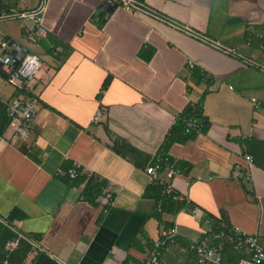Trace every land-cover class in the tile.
Listing matches in <instances>:
<instances>
[{
  "label": "crops",
  "instance_id": "1",
  "mask_svg": "<svg viewBox=\"0 0 264 264\" xmlns=\"http://www.w3.org/2000/svg\"><path fill=\"white\" fill-rule=\"evenodd\" d=\"M41 1L0 0V10ZM45 1L46 35L29 19L0 20V44L42 61L28 84L39 98L33 128L20 137L10 122L0 133V221L32 242L24 264L142 263L170 226L178 238L162 264H196L188 245L209 226L194 206L264 244V0H141L149 12L119 0ZM16 96L0 69V112ZM182 114L202 128L172 136ZM156 152L180 169L164 178L186 207L162 221L148 194ZM75 159L79 179L57 173ZM90 178L102 184L93 198Z\"/></svg>",
  "mask_w": 264,
  "mask_h": 264
},
{
  "label": "built area",
  "instance_id": "2",
  "mask_svg": "<svg viewBox=\"0 0 264 264\" xmlns=\"http://www.w3.org/2000/svg\"><path fill=\"white\" fill-rule=\"evenodd\" d=\"M109 3L113 0H107ZM121 5L127 9L147 11V6L141 0H119ZM46 7V1L27 11H18L13 8H2L0 10V20L12 18H25L33 21L37 25L39 35H46V29L42 25V14ZM151 12V11H150ZM264 38V33L261 34ZM60 49H58L59 51ZM57 53V52H56ZM190 66L194 67L193 62ZM0 69L7 75V80L17 90L28 87L30 81L34 80L42 69L40 57L33 52H29L25 47L9 40H3L0 44ZM39 98L37 96H27L20 93L9 102V115L15 132L20 137H26L33 128L38 112ZM105 117V110L99 106L96 108L92 122L101 123ZM176 123V121H175ZM185 132L193 130L199 131L202 128L201 122L197 118H184ZM247 159L252 161V157L247 155ZM83 164L79 160H73L65 169L58 168L57 173L64 172L70 180H75L83 172ZM147 173L150 176L151 184L161 186V197L157 207L162 208L164 197L172 195L174 199L184 200V196L177 193L173 185L164 178L166 174L172 177L180 172L168 157L161 152L154 154V160L147 166ZM235 170V174H238ZM201 178V177H199ZM192 213L209 226L200 237L194 238L189 243V249L196 256V264H264V244L256 234L249 233L238 226L227 223L223 218L213 222V219L204 216L203 210L198 206L191 209ZM215 223V225H214ZM22 235V234H21ZM178 238L176 226L166 227L161 231V236L147 244L145 250L147 256L144 262L138 263L133 259L130 264H162L161 255L163 249ZM226 244L239 255L238 259H226ZM19 245V238L9 240L7 247L13 250Z\"/></svg>",
  "mask_w": 264,
  "mask_h": 264
},
{
  "label": "trees",
  "instance_id": "3",
  "mask_svg": "<svg viewBox=\"0 0 264 264\" xmlns=\"http://www.w3.org/2000/svg\"><path fill=\"white\" fill-rule=\"evenodd\" d=\"M193 71H194V75H198V76L201 75V71L197 67H195L193 69ZM6 78H7V75H6ZM108 83H109V78L107 77V79L104 82V87H106L108 85ZM103 89H105V88H103ZM19 93H24L27 96H37L28 87L24 88L23 90H17V95H19ZM5 108L6 107L3 105L4 110L2 109V111L0 112V133L1 134L4 133L6 127L11 122V117L9 115V112H7V110H5ZM184 118H187V116L182 114V116L179 115V118L176 119V123H174V125L171 128L172 136L179 129L185 131ZM66 176L68 177L67 174H66ZM79 178H77V179H79ZM77 179H75V180H77ZM101 186H102L101 183L94 182L90 178L88 180V183L86 184L84 192L86 193V195L88 197L93 198L92 195L97 194L100 191ZM148 194L153 195L157 198V205H158L159 199L161 197V186H159L158 184H151V186L148 189ZM184 208H186L185 207V201H180L177 199L174 200V197L172 195H170L164 199V202L162 204L161 209H159L158 207L156 208V216L159 219H161V221H162V213H164L166 211L177 212V211L184 209ZM208 217L212 218L213 222H216L218 219H220V218H214L211 216H208ZM214 225H215V223H214ZM15 238H19V245L16 248H14L13 250H10L7 247V242L9 240H12ZM33 249H34V246L28 237L21 235L19 232L14 230L11 226L0 221V264H24L28 254L31 251H33ZM225 252L227 253L226 259L236 260L239 257V255H237L230 248V244H226ZM129 260L130 259H127L124 264H130Z\"/></svg>",
  "mask_w": 264,
  "mask_h": 264
}]
</instances>
